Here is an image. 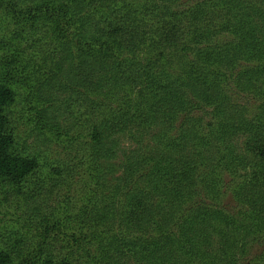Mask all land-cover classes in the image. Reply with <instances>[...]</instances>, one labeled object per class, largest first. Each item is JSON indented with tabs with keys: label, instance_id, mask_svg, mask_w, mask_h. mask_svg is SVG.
Segmentation results:
<instances>
[{
	"label": "trees",
	"instance_id": "1",
	"mask_svg": "<svg viewBox=\"0 0 264 264\" xmlns=\"http://www.w3.org/2000/svg\"><path fill=\"white\" fill-rule=\"evenodd\" d=\"M35 6L4 45L30 43L64 81L72 159L22 148L2 65L0 181L34 232L0 264H264V0Z\"/></svg>",
	"mask_w": 264,
	"mask_h": 264
},
{
	"label": "rangeland",
	"instance_id": "2",
	"mask_svg": "<svg viewBox=\"0 0 264 264\" xmlns=\"http://www.w3.org/2000/svg\"><path fill=\"white\" fill-rule=\"evenodd\" d=\"M37 2L41 0H0V70L5 68L2 65L9 64L11 84L16 91L11 121L19 137L20 145L33 154H40L44 165L49 163L56 165L63 159L70 161L71 156V152L65 155L60 145V140L64 138L62 133L68 129L69 116L65 112V104L70 92L67 91L61 77L52 81L43 74L44 69L36 71L38 64L41 63L40 55L33 52L34 47H31L30 43L28 45L26 41H23L22 46L12 47L11 44L6 47L4 45L17 31L15 23L17 20L30 24L32 18H28L27 15L30 10L36 11ZM13 6L18 9V13ZM23 15L26 17L24 18ZM27 36L30 39L31 34ZM21 47L24 51H21ZM55 97L56 101L50 102ZM47 167L42 170L45 174L48 171ZM68 171L71 172L72 169L69 168ZM79 177L80 175L75 172V180ZM66 186L67 182L61 185L59 190L61 194ZM16 194L17 191L11 185L0 181V247H5L6 240H11L15 232L23 231L25 234L34 232L28 217L23 212L24 208H20L18 204ZM78 198L74 195L72 199L73 204L77 206ZM57 199V196L51 199L49 197L46 201L39 198V201H42L44 213L50 218H52V209L58 205ZM28 244L32 246L31 242Z\"/></svg>",
	"mask_w": 264,
	"mask_h": 264
}]
</instances>
